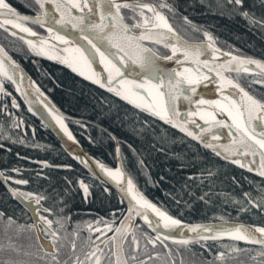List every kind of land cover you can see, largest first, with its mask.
<instances>
[{
  "label": "snow or ice",
  "instance_id": "6c2138e0",
  "mask_svg": "<svg viewBox=\"0 0 264 264\" xmlns=\"http://www.w3.org/2000/svg\"><path fill=\"white\" fill-rule=\"evenodd\" d=\"M224 7L264 30V0L259 15L249 0H225ZM26 8L20 13L10 0H0V31L23 42L17 53L22 58L31 55L56 61L106 90L136 113L132 127L137 134L159 120L214 156L256 173L264 185V59L224 52L217 46L218 38L206 30L201 40L186 39L169 20L167 13L174 9L168 0H28ZM183 20L194 31H201L187 16ZM242 75L248 78L246 85L241 83ZM5 82L13 86L29 112L40 115L46 127L50 123L69 140L75 139L67 117L0 45V94L11 97V109H18ZM209 85H215L211 90L215 98H208ZM253 85L261 90L254 91ZM8 109L6 103H0V113L10 121L8 127H22L23 118ZM111 139L115 141V167L100 159L75 158L93 176L114 186L125 206L109 204L103 215L73 223L70 233L71 187L27 190L31 180L0 172L9 199L21 202L24 211L31 212L32 222L21 223L7 209L0 210V220L5 221L6 230L11 227L16 234L28 233L36 242L35 247L23 245L9 236L0 264H264V223L228 222L223 217L216 223H185L163 203L150 199L140 186L138 174L144 173L145 164L137 149L125 142L135 157L128 167L120 141L115 136ZM39 163L52 167L47 160ZM8 171L15 174L22 169ZM43 175L37 172L36 179ZM197 175L207 178L213 171L193 172L188 179ZM149 183L156 182L146 176L145 184ZM65 184L78 187L84 199L92 194V185L83 178H66ZM103 192L108 193L109 188ZM164 193L177 205L187 203L184 195L207 203V193L197 196L194 185H183L179 200L171 191L165 189ZM241 194L243 200H234L243 205L238 215L248 211L247 205L264 212V195L256 202L249 192L242 190ZM49 201L51 205L46 206ZM85 229L89 235L77 247L76 239ZM66 237H70L67 242Z\"/></svg>",
  "mask_w": 264,
  "mask_h": 264
},
{
  "label": "trees",
  "instance_id": "16d2710c",
  "mask_svg": "<svg viewBox=\"0 0 264 264\" xmlns=\"http://www.w3.org/2000/svg\"><path fill=\"white\" fill-rule=\"evenodd\" d=\"M10 2L19 12L27 11L28 0ZM168 2L174 9L173 12L167 13L169 20L186 39L201 40L202 32L206 30L218 38L217 46L223 50L264 59V30L249 25L239 16L232 15L224 7L225 0H168ZM249 3L256 5L255 11L259 15L261 0H249ZM185 16L192 24L200 26L201 31H194L192 25L183 20ZM0 43L36 81L51 103L67 117V126L76 142L91 157L115 167L113 159L116 154L115 143L111 139V136H115L120 141L122 156L129 162L127 166L131 167L135 157L127 144H132L145 164L144 173L138 174L140 186L150 199L163 203L172 215L185 223L219 221L220 217L235 222L264 223V212L247 205L248 211L240 212L238 215V208L243 205L234 202L244 199L242 190L249 192L254 201L260 202L257 198L264 195L261 191L264 188L261 178L240 169L230 161L214 156L201 145L185 138L159 120L154 119L151 127L137 134L132 127V122L137 118L136 113L130 106L110 97L106 90L92 85L56 61L31 55L27 59L22 58L17 53L24 47L23 42L7 36L3 31H0ZM161 51H164L162 47ZM241 83L246 85L248 78L242 75ZM5 86L12 96L16 97L20 107L11 109V97L5 98L3 94H0V103H6L9 106L8 110L14 111L17 117H22L24 125L10 129L8 127L10 121L0 113V172L31 180L26 186L27 190H39L38 186H42L62 191L65 187H71L69 204L70 209L74 211L90 207L101 213L108 210L109 204L122 206L115 192L75 160L51 131L28 111L13 86L8 82H5ZM252 89L259 92L261 86L253 85ZM109 100L112 101L111 106L108 104ZM139 119L143 121L144 115L141 114ZM20 140L24 143H20ZM16 154L19 157H16ZM44 160L61 168L43 167L34 162ZM63 165L70 167L65 168ZM13 167L22 171L17 174L8 171ZM209 170L213 171L211 177L197 175L192 180L188 179L193 172L199 174ZM37 172L44 174L39 180L36 179ZM146 176H150L151 180L156 182L155 185L145 184ZM66 178L73 181L83 178L92 185V194L84 199L78 187L65 184ZM185 184L194 185L197 196L207 193V203L184 195L183 200L187 203L177 205L170 197L165 196L166 189L173 192L179 200V193ZM105 187L109 188L108 193L103 192ZM188 190L190 189H184L185 192ZM50 205L51 201L46 206ZM2 209H7L10 214L14 212L20 222L25 224L24 211L9 199L8 193L0 183V210ZM9 236L23 245L29 240L28 233L16 234L11 227L6 230L5 221L0 220V259L4 258L3 246H6ZM240 246L245 245L241 242ZM194 251L199 252V249L196 248ZM205 256L207 257V253ZM240 259L246 258L241 256Z\"/></svg>",
  "mask_w": 264,
  "mask_h": 264
},
{
  "label": "water",
  "instance_id": "95a60500",
  "mask_svg": "<svg viewBox=\"0 0 264 264\" xmlns=\"http://www.w3.org/2000/svg\"><path fill=\"white\" fill-rule=\"evenodd\" d=\"M20 13H25V12H20ZM0 45H1V43H0ZM224 52H229V51H226V50H223ZM233 54H235V53H233ZM9 55H11V54H9ZM235 55H237V54H235ZM14 59V58H13ZM171 63V62H170ZM22 67V66H21ZM23 68V67H22ZM24 69V68H23ZM25 71V70H24ZM25 73H26V75H28L27 74V72L25 71ZM29 76V75H28ZM25 83H27V81H25ZM215 85H209V89H208V97L209 98H215V96H216V94H214V93H212V88L214 87ZM19 95V94H18ZM19 97H20V95H19ZM20 99L22 100V102L24 103V100L20 97ZM24 105L27 107V109H28V105H26L25 103H24ZM39 107H40V109H41V111H43V106L42 105H39ZM30 113H32L40 122H41V117H40V115H38V114H36L35 112H30ZM42 123V122H41ZM163 123V122H162ZM43 124V123H42ZM168 126V125H167ZM170 128H172L171 126H169ZM47 128L51 131V133L56 137V139L67 149V151H69L70 152V154L72 155V151L73 152H75V153H77L78 155H80L81 156V158L82 159H89L90 160V162L91 161H93V160H95L93 157H91L87 152H85L84 150H83V148L75 141V139L74 140H69L66 136H64L63 134H62V132L58 129V127H53L52 126V124H48V126H47ZM173 129V128H172ZM173 130H175V131H177L178 132V130H176V129H173ZM180 134H182V133H180ZM183 135V134H182ZM188 139H190V138H188ZM222 139H226V136L225 137H222ZM191 140V139H190ZM192 141V140H191ZM193 142H195V143H197V144H199L198 142H196V141H193ZM114 143H115V141H114ZM200 145V144H199ZM222 158V157H221ZM34 162H37V164H40L39 163V161H34ZM41 165V164H40ZM50 165V164H49ZM52 167H50V168H61L60 166H56V165H51ZM93 167H95V165L93 164ZM244 170H246V169H244ZM98 171V170H97ZM247 172H249L248 170H246ZM249 173H251V174H253V175H255V176H257V177H259L256 173H254V172H249ZM96 178H98L97 176H95ZM260 178V177H259ZM99 180H101L103 183H104V180L103 179H101V178H98ZM4 187H5V189L7 190V188H6V186L3 184V183H1ZM106 184V183H105ZM110 189H112L114 192H115V188H114V186H109L108 184H106ZM17 203H19L22 207H23V204L21 203V202H19V201H16ZM30 213V215L32 216V214H31V212H29ZM224 221H228V220H224ZM209 222H212V223H216V222H219V221H209ZM228 222H235V221H228ZM193 223H206V222H193Z\"/></svg>",
  "mask_w": 264,
  "mask_h": 264
},
{
  "label": "flooded vegetation",
  "instance_id": "af4514ba",
  "mask_svg": "<svg viewBox=\"0 0 264 264\" xmlns=\"http://www.w3.org/2000/svg\"><path fill=\"white\" fill-rule=\"evenodd\" d=\"M17 155V154H16ZM16 157H19V155H17ZM23 159V158H22ZM14 174V173H13ZM15 174H17V173H15ZM3 186V185H2ZM12 186H16V185H12ZM4 187V186H3ZM4 189H5V187H4ZM6 190V189H5ZM6 192L8 193V191L6 190ZM15 203H17L15 200H13ZM17 205L20 207V209L21 210H23L24 211V209H23V207L19 204V203H17ZM120 205V204H119ZM122 206H120V207H124L125 205L124 204H121ZM25 212V211H24ZM23 212V215H24V221H25V224H30L31 222H32V220H31V215H30V213L29 212H25L24 213ZM97 214H99V215H103L104 214V212H97V211H95V210H93L92 208H90V207H85L84 209H82V210H71V222L67 225V227H68V230H69V233H70V231H71V226H72V224L73 223H76V222H78V221H80V222H86V221H89V220H91V219H93V218H95V216L97 215ZM64 215L65 216H68L69 215V213L66 211L65 213H64ZM29 235V240L27 241V243L25 244V245H27V244H32L33 245V247H35V241L34 240H32L31 238H30V234H28ZM89 234L87 233V230L85 229L81 234H80V236L76 239V244H77V247H79L80 246V244H81V242L82 241H84V239L88 236ZM68 238H70V237H66V241L65 242H67V239ZM44 243H48V241H44Z\"/></svg>",
  "mask_w": 264,
  "mask_h": 264
},
{
  "label": "bare ground",
  "instance_id": "6f19581e",
  "mask_svg": "<svg viewBox=\"0 0 264 264\" xmlns=\"http://www.w3.org/2000/svg\"><path fill=\"white\" fill-rule=\"evenodd\" d=\"M214 87H215V86H214ZM214 87H213V88H214ZM61 132H62V131H61ZM62 134H63V132H62ZM63 135H64V134H63ZM64 136H65V135H64ZM72 155L75 157V156L78 155V154L72 151ZM81 159H82V158H81Z\"/></svg>",
  "mask_w": 264,
  "mask_h": 264
},
{
  "label": "rangeland",
  "instance_id": "374dc122",
  "mask_svg": "<svg viewBox=\"0 0 264 264\" xmlns=\"http://www.w3.org/2000/svg\"><path fill=\"white\" fill-rule=\"evenodd\" d=\"M209 98V97H208Z\"/></svg>",
  "mask_w": 264,
  "mask_h": 264
}]
</instances>
